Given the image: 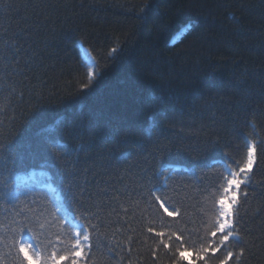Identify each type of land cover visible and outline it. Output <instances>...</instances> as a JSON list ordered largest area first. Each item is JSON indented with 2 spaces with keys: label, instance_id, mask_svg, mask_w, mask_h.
Listing matches in <instances>:
<instances>
[{
  "label": "trees",
  "instance_id": "1",
  "mask_svg": "<svg viewBox=\"0 0 264 264\" xmlns=\"http://www.w3.org/2000/svg\"><path fill=\"white\" fill-rule=\"evenodd\" d=\"M36 5L46 23L44 34H51V57L45 60L43 82L31 86L48 94L58 92L66 103L45 108L33 124L24 126L20 121L17 127L25 140L56 136L72 147L81 143L95 147L109 130L86 125L81 133L71 121L81 112H107L114 125L121 120L134 127L154 125L152 140L159 136L172 148L157 157V167L183 173L179 184L168 187L162 197L170 211L179 209V215L170 217L159 203H145L130 191L119 197L118 214L100 209L91 224L78 219L89 229L94 245L84 264H188L174 255L177 248H186L196 264H219L225 248L214 255L211 248L201 251L214 247L219 238L208 233L219 193L216 188L206 193L200 184H215L229 161L246 159V140L255 143L257 151L250 174L254 191L234 213L244 229L240 264H264V0H0V31L19 23V17L13 19L17 13L35 19ZM81 46L95 58V70H103L104 79L92 94L77 96L80 84L86 82ZM112 46L122 49L115 59L108 56ZM6 96L7 86L0 85V132L5 135L13 109L18 117L26 106ZM216 134L223 138L222 145L205 152L206 142ZM152 140L136 138L127 143L149 146ZM39 171H44L40 184H52L64 200L67 193L56 169L39 158L13 173L9 190L19 193L20 200L29 190L46 195L41 207L50 212L52 205H58L52 191L41 185L17 189L19 176ZM120 176L122 191L124 187L142 190L147 196L134 171L121 169ZM21 220L11 203L0 201V264H24L14 244ZM32 227L45 254L64 255L75 242L73 229L47 212L33 219ZM157 231L165 235L155 236ZM227 248L240 251L231 243ZM229 264H237L235 255Z\"/></svg>",
  "mask_w": 264,
  "mask_h": 264
},
{
  "label": "snow or ice",
  "instance_id": "2",
  "mask_svg": "<svg viewBox=\"0 0 264 264\" xmlns=\"http://www.w3.org/2000/svg\"><path fill=\"white\" fill-rule=\"evenodd\" d=\"M10 8L13 5H8ZM147 7V6H145ZM35 19L19 17V23L13 27L9 24L7 28L0 31V85L7 86L6 99H15L18 104L26 105L20 115H15V109L10 114L11 127L6 130V135L0 132V201L4 204L11 203L16 215L22 216L19 223L18 237L14 244L18 246L19 253L23 255L24 264H31L35 259V254L29 255L32 247L28 242H24L22 237L33 232V219L38 220L41 215L48 213L53 216L57 223L63 220L65 223L69 219H84L89 224L100 215V209H110L112 214H118L119 197L127 196L131 191L132 195L139 196L145 203H159L160 208L168 216L179 215V209L170 211L164 204L162 197L166 194L168 187L172 184H179L183 173L179 169H165L163 166L157 167L158 156L166 155L172 150L169 144L163 143L159 136L152 140L155 134V126L134 127L126 121L121 120L119 124L113 123L114 118L107 112H81L80 118L71 121L72 125L82 133L86 125H92L97 129H108L109 132L100 136L95 147L90 143L87 147L81 143L78 147H72L63 141L62 137L49 136L40 140H25L23 132L18 129L20 121L24 126L36 122L38 115L45 108L54 105H64L65 99L57 92L48 94L32 87L34 81L43 82L42 71L45 69V60L51 57L49 51L51 34H44L46 23L42 19V11L39 5L33 8ZM188 28L191 25L187 26ZM122 51L117 46H112L108 51V56L115 59ZM92 63L86 66V82L81 83L76 95H90L97 90L100 82L104 79L103 70L96 71L98 64L95 58H91ZM195 99V94H193ZM7 111L6 109H4ZM209 119L214 120L213 115ZM123 126V132H121ZM136 138H146L152 140L149 146L136 145L131 147L127 142ZM95 139V138H93ZM223 138L216 134V138L209 140L205 144L204 151H210L220 147ZM247 146L246 159L237 163L235 160L229 161L225 172L221 174L215 184L205 187L200 186L204 192L209 193L210 188H216L219 193L214 198L213 219L208 228V233L212 238H218L214 247L210 245L202 248V252H207L211 248L213 254L222 247L226 249L224 258L219 264H229L234 255L237 257V264L244 256L245 243L244 229L234 219V208L239 203H247L249 192L254 191L250 187V176L256 164L255 156L257 145L245 141ZM37 158L49 161L56 169L55 175L62 183L61 188L67 193L62 205H52L49 212L47 207H41L42 200L47 196L29 190L23 200L19 199V193L10 191L11 177L14 172L22 167L31 166ZM125 173L134 171L138 176L140 189H146L147 196L142 190H129L124 187V178L120 176V170ZM187 171V170H185ZM105 177H112L105 179ZM224 184L221 185L220 181ZM222 188V190H221ZM150 198V199H149ZM15 201V202H13ZM28 201H31L29 203ZM71 215H60L62 212ZM29 213L33 215L30 217ZM15 222V221H14ZM103 226L102 224L100 225ZM41 227L43 225L41 224ZM76 228L74 243L70 250L64 255L56 256L53 253V264H60L61 261H68L69 264H80L82 252L91 249L89 229L84 224L73 225ZM97 225L92 224V231H96ZM149 232L153 229L149 228ZM155 236L163 237V232H155ZM180 236H176L179 241ZM131 240V237H129ZM164 248H169L163 240L160 241ZM240 246V251L235 253L228 250L227 246ZM185 248H177L174 255L183 261ZM203 258V257H200ZM44 264H48L45 260Z\"/></svg>",
  "mask_w": 264,
  "mask_h": 264
},
{
  "label": "rangeland",
  "instance_id": "3",
  "mask_svg": "<svg viewBox=\"0 0 264 264\" xmlns=\"http://www.w3.org/2000/svg\"><path fill=\"white\" fill-rule=\"evenodd\" d=\"M81 49H82L83 59L85 60V62L87 63V65L88 64H91L92 63V60L90 59L91 55H90L89 51L86 48H82L81 47ZM250 174H249V176H250ZM26 178L28 179V182L26 184H28L32 180H35V177L34 178H31V176H29V175L28 176H22L21 177V179H26ZM54 198L56 199V201H58L60 199V201L63 203L60 194L57 195V194L54 193ZM235 210H236V208H234V213H235ZM70 215L71 214L69 213L68 216H70ZM65 224L68 225L69 227H72L73 228V230H74L73 232H74V236H75L76 228H74L73 225H77L78 226L80 223H78L77 221H74V220L69 219L67 221V223H65ZM24 242H28L30 245H32L31 242L29 240H27V239H25ZM214 245H215V242H214ZM86 251H89V249H85L84 252H82V257L80 259V264H82L84 262V257H85ZM44 254L42 253V251H41L40 255L39 254H36L35 255V259H33L31 261V264H44L45 260L48 261V264H53V260H52L53 253H52V251L50 252L49 255H47V256L45 255L47 258L44 256ZM29 255L30 256L33 255L32 248L29 251ZM184 261L187 262L188 264H196L195 261H194V259H193V255L191 253H189V252L185 253ZM63 262L64 261H61L60 264H62Z\"/></svg>",
  "mask_w": 264,
  "mask_h": 264
}]
</instances>
